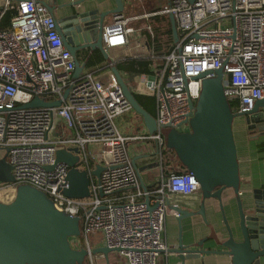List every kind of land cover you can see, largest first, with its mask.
<instances>
[{"label":"built area","instance_id":"2783aa9c","mask_svg":"<svg viewBox=\"0 0 264 264\" xmlns=\"http://www.w3.org/2000/svg\"><path fill=\"white\" fill-rule=\"evenodd\" d=\"M1 1L2 9L16 13L0 28V147L14 178L0 181V202L11 201L18 185H31L59 211L80 217L83 245L77 238L76 248L93 249L89 235L101 231L103 246L119 249L126 264H159L171 251L165 238L171 199L200 192L195 175L177 169L179 158L161 130L189 131L204 74L219 69L234 112L247 113L249 125L264 124L263 106L250 114L264 99V0H166L157 13L174 15L179 42L136 86V92L155 97L157 131L132 135L117 125V118L134 110L114 74L102 79L100 69L85 66L76 77V59L49 8L37 0ZM139 17L116 12L103 30L105 49L127 45L134 32L130 22ZM36 97L61 104L20 108ZM60 117L64 124L57 123ZM142 140L157 146L162 173L154 187H142L130 154L129 144ZM69 148L78 149L76 167L89 174V197L65 193L69 166L57 162V152ZM98 165L103 169L96 177Z\"/></svg>","mask_w":264,"mask_h":264},{"label":"water","instance_id":"95a60500","mask_svg":"<svg viewBox=\"0 0 264 264\" xmlns=\"http://www.w3.org/2000/svg\"><path fill=\"white\" fill-rule=\"evenodd\" d=\"M117 1L120 5L117 11H120L122 0ZM189 1L193 3L195 0ZM43 3L56 18L54 11L57 2L50 0ZM104 17L105 13L77 12L65 18H56L63 43L76 59L75 76H79L86 66L85 62L78 58V52L86 48L100 50L105 60L111 64L112 73L133 110L142 117L147 130L154 133L157 131L155 116L138 103L103 45ZM170 19L174 41L177 44L179 32L173 14H170ZM209 73L204 74L200 97L194 115L189 120V131L181 132L171 126H164L161 131L167 147L175 151L182 165L195 175L200 184V208L191 212L176 208L180 219L201 215L211 228V238L221 249H191L181 244L175 251L183 261L212 253L230 255L232 264H263L264 190L256 189L251 196L240 194V161L234 135L235 119H248V114L232 111L224 92V70H216L213 76H207ZM60 104L61 100L46 102L36 97L20 108L55 107ZM260 105L264 107V99L257 103L250 114H256ZM78 152L77 148L57 152V162L69 166V188L65 193L71 198L90 196L89 174L86 170L76 167L78 156L74 153ZM102 169V166L98 165L92 175L99 177ZM1 173H11V165L5 158L0 161ZM142 187L146 188L144 183ZM230 188L234 190L233 203L237 206L238 213V221L234 226H231L227 219L223 203V193ZM211 199L219 203L227 230V236L223 239L217 236L207 218L206 201ZM73 237H82L80 217L59 211L46 193L31 185H18L11 201L0 202V264H86L87 259L97 254L103 255L109 261V253L119 250L107 246L91 250L84 246L76 248L71 243Z\"/></svg>","mask_w":264,"mask_h":264},{"label":"crops","instance_id":"0c3cea01","mask_svg":"<svg viewBox=\"0 0 264 264\" xmlns=\"http://www.w3.org/2000/svg\"><path fill=\"white\" fill-rule=\"evenodd\" d=\"M40 2H50V0H37ZM56 1L55 16L65 18L77 12H97L105 13V26L112 23L113 15L116 12H123L128 17L140 16L132 20L130 26L134 32L129 35L127 45L123 47H114L108 49L110 57L114 64L124 58H139L161 56L158 68L162 66L163 57L168 54L175 41L172 33V42L168 29L172 31L170 15L158 14L165 5L166 0H122V10L119 9L117 0H52ZM2 10V1L0 0V11ZM10 23H3L0 19V27L7 28ZM158 41L170 48L162 47L161 51L156 50ZM91 49H82L78 52L79 58L84 60L87 51ZM108 65V66H107ZM99 65V77L105 79L112 72L111 64ZM88 68V67H86ZM85 68V69H86ZM94 68V67H92ZM157 68V69H158ZM154 74V73H153ZM152 74H142L130 78L129 86L136 89L139 80H144L146 76ZM139 93V92H137ZM142 94V93H139ZM117 125L121 132L127 135L144 134L147 132L144 121L135 111L124 114L117 118ZM234 135L238 148V157L240 161L241 189L242 196H251L256 189L264 190V126L249 125L246 117H237L234 122ZM156 143L150 140L131 142L129 144L130 154L138 169L141 183L146 187H154L161 179V168L158 155L156 153ZM167 161L172 156L167 154ZM182 168L177 163V169ZM234 190L227 189L223 193V203L226 210V216L234 226L238 221L237 206L234 201ZM202 202L201 192L192 195H177L171 199L169 208L171 212L167 216L165 238L171 251L164 254L159 264H232L231 256L226 254H202L201 257L193 260L183 261L180 255L175 251L181 244L185 248L191 249H221V247L211 238V228L207 225L201 215L184 217L180 219L181 211H195L200 208ZM207 218L213 225L217 236L223 239L227 236V230L223 221L219 203L211 199L206 201ZM179 213V214H177ZM103 246V245H100ZM105 264H109L103 255ZM97 255H95V258ZM123 264H126L123 260ZM264 264V261H263Z\"/></svg>","mask_w":264,"mask_h":264},{"label":"trees","instance_id":"16d2710c","mask_svg":"<svg viewBox=\"0 0 264 264\" xmlns=\"http://www.w3.org/2000/svg\"><path fill=\"white\" fill-rule=\"evenodd\" d=\"M16 13V10H4L2 9L0 11V19L2 18V22L3 23H9L11 17ZM2 28V26L0 27ZM168 34L170 36V42H172V31L171 29H168ZM159 43L157 44V48L156 50L161 51L162 47H166V48H170V45H164L163 43H161V41H158ZM173 48V46H172ZM171 48V49H172ZM78 57L79 54H78ZM160 57L161 56H154L153 58L151 57H139V58H124L121 60H118L115 65L117 67V69L119 70V72L121 73V75L123 76V78L125 79V81L128 83V81L130 80V78H134L137 76H140L142 74H153L155 73V71L158 68V65L160 64ZM83 62H85L86 67L88 68H98L99 65H107V61L105 60L102 52L98 49L95 50H88L86 52V55L84 57ZM108 66V65H107ZM100 69V68H98ZM129 85V84H128ZM131 90L134 93V96L136 98V100L138 101V103L152 116H156V100L154 96H150V95H145V94H139L136 92V89L132 88L130 86ZM230 102V106L232 111L234 112L236 110V103L232 100H229ZM178 165H180L182 168H185L182 163L180 162V160H177ZM73 239L74 241V247L75 246V240L77 238L73 237L71 238V240ZM79 242L81 243V245H83L82 243V239L80 238ZM95 255H93L94 258ZM86 264H91L90 259H87Z\"/></svg>","mask_w":264,"mask_h":264},{"label":"rangeland","instance_id":"374dc122","mask_svg":"<svg viewBox=\"0 0 264 264\" xmlns=\"http://www.w3.org/2000/svg\"><path fill=\"white\" fill-rule=\"evenodd\" d=\"M56 121H57V123H63V124L65 123V120L62 119L61 117L57 118ZM3 158L7 159V153H6V150L4 148L0 147V161ZM80 161H81V158H80V156H78V162L77 163L79 164ZM12 176H13L12 173H10V174L1 173L0 174V181H2V182L12 181ZM89 241H90V244L94 248H97L100 245H104L103 233L101 231L92 232L89 235ZM71 243L74 246L73 239L71 240ZM92 260H93V264H105L106 263L100 254H97L96 258L94 256V258ZM108 260H109V262H107V263H109V264H123L124 258L120 255V253L118 251H113V252L109 253Z\"/></svg>","mask_w":264,"mask_h":264}]
</instances>
